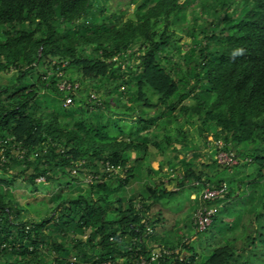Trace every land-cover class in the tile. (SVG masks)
Wrapping results in <instances>:
<instances>
[{"label":"trees","instance_id":"1","mask_svg":"<svg viewBox=\"0 0 264 264\" xmlns=\"http://www.w3.org/2000/svg\"><path fill=\"white\" fill-rule=\"evenodd\" d=\"M107 1L0 0V74L11 73L0 83V264H135L154 246L172 253L150 264L264 263V0H129L127 20L105 14ZM58 72L77 85L67 107ZM194 121L203 145L211 130L213 154L220 141L238 164L213 158L222 169L207 174L183 157L178 190H167L152 179L148 151L163 153L173 129L192 152L183 126ZM245 160L256 168L236 178ZM89 175L98 179L84 183ZM17 178L50 194L44 217L22 216L5 187ZM138 180L140 191L126 194ZM192 181L227 187L222 199L195 198L186 217L204 245L169 234L159 209ZM201 205L214 212L197 231Z\"/></svg>","mask_w":264,"mask_h":264},{"label":"rangeland","instance_id":"2","mask_svg":"<svg viewBox=\"0 0 264 264\" xmlns=\"http://www.w3.org/2000/svg\"><path fill=\"white\" fill-rule=\"evenodd\" d=\"M106 5L105 14H119L121 11L123 12V20H127L128 18H134L135 14V6L129 3V0H108ZM99 7H103L104 3L102 1H99L98 3ZM197 9V7H196ZM238 12V10H237ZM200 13L199 11L195 10L193 12H188L185 22L181 23L179 28H186L187 26H190L192 24V19L199 17ZM197 23H202L200 19L197 20ZM173 29L176 33V37H181L179 40V44L181 45L183 42L188 41L187 37L181 32V29L178 30V28L173 26ZM182 53L186 51L185 48H181ZM11 79V73L5 72L0 74V83H3L7 80ZM57 96L55 97V100L57 102ZM199 123L197 121H194L192 125H184L183 131H185L189 138H190V146L194 148V150L191 152L187 148H184V146L180 143H175L173 138L174 131L171 130V137H172V143L168 147L165 146V143L162 140H159L161 145L165 148V151L159 152L154 149H150L148 151V155L145 159L146 166H149L153 172H155V175L152 176V179L157 183L158 181H162L165 184V188L167 190H174L173 185L175 183V179L179 177L180 170L174 169V166L177 165L179 160L181 158H186L188 160H194L196 161L197 170L203 169L207 174H215L217 171L221 170V167H213V150H212V142L211 141V130L208 132V141L209 143L206 145L202 144L201 136L198 131ZM158 137H161V132H157ZM214 145V144H213ZM182 147V148H181ZM195 153V158L193 157V154ZM134 157V153H131V158ZM175 157V159L173 158ZM171 161L173 166H170L167 162ZM246 162V160H245ZM246 166L241 163L239 166H237L234 169V172L236 173L235 177L240 178L244 177L253 171V169L256 168L254 165H250L249 162H246ZM205 166L204 168H202ZM180 168V167H179ZM15 170L11 172L10 176H14ZM166 175V176H165ZM173 182H168V180ZM142 183V180H138L137 182H134L131 184V186L126 188V194L131 195L135 192L140 191V185ZM77 185V184H75ZM12 191V195L15 197V199L19 202V204L26 209V212L22 214L24 218L29 217H35L40 218L45 216V212L53 206V204H48V197L49 193L38 190L36 192H31L29 189V186L24 184L19 178L14 179L12 181V184L9 186ZM173 188V189H172ZM197 193L192 190L191 188H188L187 186L184 187L181 191L174 193L170 197H166L161 205L159 206L160 210L163 212V218H164V224L166 231L171 234L179 236L181 234H185L183 236L182 241H189V242H199L202 245H204L203 239L201 237H197L195 233L193 232L192 228L189 225V219H187V215L189 212L192 213L191 208L193 207L194 203L193 201L198 200L196 197V200H194V196H196ZM193 198H191V197ZM214 229V228H213ZM160 233V228H157V232ZM172 231V232H171ZM206 237H209V233L206 235ZM84 238V237H83ZM205 240V238H204ZM156 247V246H154ZM158 247V246H157ZM182 255H185L183 252ZM50 259V257H49ZM261 261V260H260ZM264 262V261H263ZM264 264V263H262Z\"/></svg>","mask_w":264,"mask_h":264},{"label":"built area","instance_id":"3","mask_svg":"<svg viewBox=\"0 0 264 264\" xmlns=\"http://www.w3.org/2000/svg\"><path fill=\"white\" fill-rule=\"evenodd\" d=\"M57 76L59 78V81L57 82V88L58 90L64 93L62 106L67 107L72 103L70 93L71 91L76 89L77 85H72L67 79L63 78L62 72H58ZM91 98L95 99L93 95H91ZM214 147H215L214 160L217 165L222 166V167H225V166L232 167L238 164V160L235 158L234 153H232L231 151H225L222 149L223 148L222 142L219 141L217 143H214ZM22 155H23V151H20L18 156L22 157ZM3 162H5V159H4V156L1 155L0 166ZM103 167L106 173H109L111 175L120 176V177L122 176L121 174L122 169L120 165H112L109 162H106L104 163ZM75 172H76L75 170L71 171L72 174H74ZM178 178H180V176ZM92 179H98V176L96 175L86 176L84 177L83 182L89 183L91 182ZM36 181L43 182L44 179L40 177ZM174 185H173L174 190L172 191L178 190ZM189 186L193 187V190L197 193V195L194 196V198L197 197L200 202L222 199L227 194V187L224 184H220L219 186H214L209 183H203V182L201 183L198 181H192L189 184ZM213 212H214L213 209H207L206 207L202 205L196 208L192 215V224L194 228L197 231H202L206 229L211 223V217L213 215ZM151 233H152V229L149 226L145 225V235L144 236L151 234ZM171 253L172 251L166 248L155 247L150 251L148 259H145L142 257L140 258V260L136 261L135 264H150L152 262L158 261L162 257H165ZM174 253H178V250H175Z\"/></svg>","mask_w":264,"mask_h":264},{"label":"crops","instance_id":"4","mask_svg":"<svg viewBox=\"0 0 264 264\" xmlns=\"http://www.w3.org/2000/svg\"><path fill=\"white\" fill-rule=\"evenodd\" d=\"M191 197V196H190ZM191 198H193V197H191Z\"/></svg>","mask_w":264,"mask_h":264}]
</instances>
